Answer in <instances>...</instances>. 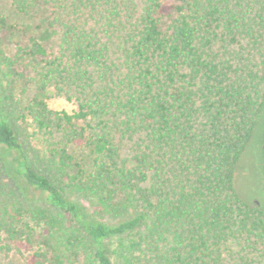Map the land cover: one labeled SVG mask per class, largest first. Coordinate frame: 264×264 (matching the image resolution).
<instances>
[{"label": "trees", "instance_id": "trees-1", "mask_svg": "<svg viewBox=\"0 0 264 264\" xmlns=\"http://www.w3.org/2000/svg\"><path fill=\"white\" fill-rule=\"evenodd\" d=\"M8 2L53 44L7 54L0 13V152L19 189L0 200V255L113 264L115 239L117 264H264V200L237 186L264 111V0Z\"/></svg>", "mask_w": 264, "mask_h": 264}, {"label": "rangeland", "instance_id": "rangeland-1", "mask_svg": "<svg viewBox=\"0 0 264 264\" xmlns=\"http://www.w3.org/2000/svg\"><path fill=\"white\" fill-rule=\"evenodd\" d=\"M0 13L6 17L8 23V28L2 34V46L7 54H11L14 51L15 45H25L30 37L37 38L48 49L53 44V39L44 30L42 19L36 16L18 15L10 6L8 0H0ZM48 105L51 109L64 110L66 112H71L75 109L73 104L67 103L59 98L49 100ZM13 125L16 127L20 141L27 140L26 136L30 133L28 127L20 121L13 122ZM253 138L252 152L255 155L253 154L251 158L248 157L253 168L248 172L245 179L241 181L237 180V186L240 192L246 197L252 198L257 196L264 200V111L255 129ZM76 153L86 159L88 151L83 149L80 151L77 150ZM6 169L5 160L0 152V200L3 197L6 198L7 194H10V191H15L19 195L18 184ZM70 198L78 201L83 206L88 205L87 200L77 196L70 195ZM116 247L117 241L112 239L109 242V249L113 264H117L118 261L115 254H111L115 251ZM0 264L23 263L19 256L11 254L9 257L0 255Z\"/></svg>", "mask_w": 264, "mask_h": 264}]
</instances>
